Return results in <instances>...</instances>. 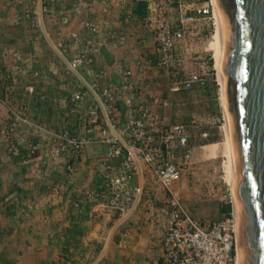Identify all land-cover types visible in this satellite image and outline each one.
<instances>
[{
	"label": "built area",
	"instance_id": "built-area-1",
	"mask_svg": "<svg viewBox=\"0 0 264 264\" xmlns=\"http://www.w3.org/2000/svg\"><path fill=\"white\" fill-rule=\"evenodd\" d=\"M59 1L28 0L22 16L59 65L65 92L61 97L65 106L60 125L50 127L32 121L21 106H12L6 95H0V105L8 114L0 125V133L8 138L7 153L19 157L24 165L38 156L39 167L63 158L65 181L60 186L66 187L87 147L102 145L103 151L93 164L96 183L81 192L85 203L125 217L143 195L158 188L163 198L154 208L152 219L163 228L161 264H231L235 249L229 200L227 212L200 224L182 205L174 189L175 183L190 171L193 151L212 142L213 126L208 120L194 118L187 123L166 122L170 99L158 98L152 90L142 89L135 82L136 74L153 65L165 72L169 94L208 86V73L178 75L177 69L198 59L194 47L203 42L206 30H212V0H141L144 14L135 26V39L143 45L144 34L147 35L150 51L138 53L130 60L119 54L111 65L116 82L105 80L110 69L93 66L94 54L99 49L118 50L125 43L123 34L110 29L106 15L113 8L124 21L130 19V0L71 1L70 13L77 20L79 31L70 33L46 25L55 21L52 7ZM97 5L101 17L95 19L92 15ZM6 54L3 51L2 57ZM35 76L38 74L33 71L32 77ZM216 120L222 121L220 110ZM19 124L31 128L35 135L33 142L27 141L23 153L10 139Z\"/></svg>",
	"mask_w": 264,
	"mask_h": 264
},
{
	"label": "crops",
	"instance_id": "crops-1",
	"mask_svg": "<svg viewBox=\"0 0 264 264\" xmlns=\"http://www.w3.org/2000/svg\"><path fill=\"white\" fill-rule=\"evenodd\" d=\"M71 1L61 0L52 7L55 21L47 23L48 28H61L69 33L79 31L77 20L70 13ZM27 3L28 0H0V95H6L12 106H21L30 120L50 126L57 119L59 126L65 106L61 98L65 92L61 88L60 68L38 33L23 19ZM129 5L133 6L132 0ZM95 12L92 16L100 18L98 5ZM106 18L110 29L125 36V43L115 51L99 49L94 54L93 66L110 69L105 80L116 82L111 70L114 59L121 54L130 60L138 53L149 52L151 45L145 34L143 45L136 42L135 26L140 16L133 13L124 21L122 14L111 8ZM194 48L198 59L179 67L178 75L209 69L202 53L205 48L199 45ZM3 51L7 52L5 58ZM30 55L31 60H27ZM31 70L38 76L32 77ZM135 82L142 89L152 90L158 98H169L172 106L162 69L151 65L135 75ZM60 99L59 109L54 110L52 103ZM7 117V110L0 105V125ZM189 120L170 118V123ZM16 132L10 139L23 153L27 141H34V131L19 124ZM7 144L8 138L0 133V264H161L163 228L152 219L154 208L163 198L160 189L154 188L150 194L143 195L135 209L121 217L82 200V190L96 183L93 164L103 151L102 145L87 147L71 174V183L62 187L63 158L39 167L40 158L35 156L31 164L24 165L19 157L7 153Z\"/></svg>",
	"mask_w": 264,
	"mask_h": 264
},
{
	"label": "water",
	"instance_id": "water-1",
	"mask_svg": "<svg viewBox=\"0 0 264 264\" xmlns=\"http://www.w3.org/2000/svg\"><path fill=\"white\" fill-rule=\"evenodd\" d=\"M239 264H264V0H212Z\"/></svg>",
	"mask_w": 264,
	"mask_h": 264
},
{
	"label": "rangeland",
	"instance_id": "rangeland-1",
	"mask_svg": "<svg viewBox=\"0 0 264 264\" xmlns=\"http://www.w3.org/2000/svg\"><path fill=\"white\" fill-rule=\"evenodd\" d=\"M213 34L212 26V30H209L203 42L198 44L202 49H206L202 50V53L205 54L204 57L205 60L207 58L206 61L209 66V69L205 70L210 77L208 86L203 89L180 91L171 94L172 106L165 110V118L166 122H171L170 118L175 121H185L188 120V118H194L199 121L203 119L208 120L213 126L212 130L214 136L212 142H219L224 134H222L223 130L221 129L222 121L216 120L219 117V110L221 111V109L219 105L218 85H215L216 81L211 59ZM31 56L32 55H30V58L27 60H31ZM32 72L33 70L29 72L31 76ZM52 75L55 76L54 74ZM61 101L62 99L52 103L54 110L59 109L58 105ZM55 120L57 119H54L53 123L49 125L57 127L59 121ZM221 142H223V144ZM221 142H219V146L217 147L219 152H217V156L214 158L209 157L208 152L204 150L199 151V155H197V149H195L192 155L190 171L184 174L174 185V189L182 205L200 224H206L212 219L219 218V208L221 210V206L228 205L227 201L230 200L229 191L222 179L221 162L223 160L220 155H224L222 154V152H224V137Z\"/></svg>",
	"mask_w": 264,
	"mask_h": 264
},
{
	"label": "bare ground",
	"instance_id": "bare-ground-1",
	"mask_svg": "<svg viewBox=\"0 0 264 264\" xmlns=\"http://www.w3.org/2000/svg\"><path fill=\"white\" fill-rule=\"evenodd\" d=\"M212 26H213L214 34L212 35L213 44H212L211 59H212V67L214 70L215 81H216V84L218 85L219 105H220V109H221L220 113H222V115H221V118H222L221 129L223 130L222 134H224V136L222 135V138L219 141V142H221L223 137H224V152H222V154H224V155H220V157H222V160L224 161V162L223 161L221 162V168H222V173H223L222 179H223L224 183L226 184L227 189L229 191L230 211H231V214L233 216V206H232V197H231L232 162H231L228 134H227V128H226L225 113H224L222 81H221V75H220L219 67H218V63H219V59H220V31H219L218 17H217L215 9H214V13H213ZM219 142L215 141V142L207 143V144L200 146L197 149V155H199V151L204 150V151L208 152L209 157H212V158L216 157L217 152H219L217 150V147L219 146ZM221 143L223 144V142H221ZM208 159H211V158H208ZM234 249H235V253H234L233 260H232L233 263L231 262V264H239L236 246H235V240H234Z\"/></svg>",
	"mask_w": 264,
	"mask_h": 264
},
{
	"label": "trees",
	"instance_id": "trees-1",
	"mask_svg": "<svg viewBox=\"0 0 264 264\" xmlns=\"http://www.w3.org/2000/svg\"><path fill=\"white\" fill-rule=\"evenodd\" d=\"M132 3H133V6H132L133 13L135 15L140 16V17L143 16V14H144V3H143V1H141V0H132ZM221 207H222L221 210H223L225 206H221ZM221 210L219 208V211H221Z\"/></svg>",
	"mask_w": 264,
	"mask_h": 264
}]
</instances>
